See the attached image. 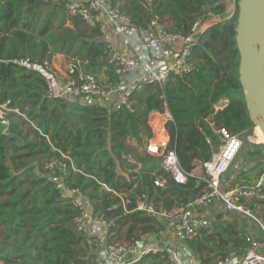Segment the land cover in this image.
Returning <instances> with one entry per match:
<instances>
[{
  "label": "trees",
  "instance_id": "trees-1",
  "mask_svg": "<svg viewBox=\"0 0 264 264\" xmlns=\"http://www.w3.org/2000/svg\"><path fill=\"white\" fill-rule=\"evenodd\" d=\"M59 1L0 0V101L9 100L20 111L11 115L7 129L0 125V264H94L88 240L75 228L77 209L56 187L54 177L62 174L61 168L56 166L54 174L46 169L51 159H63L61 152L70 153L77 169L67 160L66 185L80 188L96 213L113 220L114 233L121 234L124 227L126 239L133 241L156 231V224L162 226L157 218L135 210V195H173L165 200V211L195 198L204 183L197 185L193 172L218 151V129L248 136L255 128L240 81L238 12L223 18L231 0H153L172 30L187 32L210 11L215 19L200 34L192 73L171 76L163 88L147 85L132 95V109L113 112L98 104L47 99L45 79L19 63H43L62 54L80 60L89 71L107 66L100 30L69 16ZM145 1L108 0L142 25L149 19ZM224 98L229 105L216 109ZM166 106L173 117L166 124L168 147L176 151L189 180L179 185L166 176L168 183L160 188L139 165L152 159L156 166L146 148L154 135L149 118ZM246 151L252 160L259 154L255 147ZM237 156L248 157L244 150ZM175 200L177 206L170 209ZM240 238L219 235L220 249L241 246ZM191 243L210 264L212 258H204L207 246Z\"/></svg>",
  "mask_w": 264,
  "mask_h": 264
},
{
  "label": "built area",
  "instance_id": "built-area-1",
  "mask_svg": "<svg viewBox=\"0 0 264 264\" xmlns=\"http://www.w3.org/2000/svg\"><path fill=\"white\" fill-rule=\"evenodd\" d=\"M58 3L69 16L80 17L87 26L100 30L108 52L107 66L104 67L108 73L99 78L82 70L83 63L75 59L65 68L56 66L52 59L43 63L27 60L19 63L45 79L47 99L98 104L109 112L132 109V95L147 85L156 84L163 88L171 76L192 73L196 69L193 55L200 34L215 19L214 12L210 11L190 30L183 32L170 28L168 20L156 10L153 0H146L143 4L149 18L145 25L136 24L130 15L108 0H60ZM228 105L229 99L224 98L216 104V109ZM13 113L20 111L12 107L9 100L0 101V125L3 128H8ZM164 113L167 121L173 120L167 106ZM217 132L221 137L218 151L201 164V175L193 172L198 177L197 185L204 183L200 194L170 211L158 208L146 193L140 194L135 210L161 220L163 226L152 233H141L133 241L112 240L115 235L113 220L96 213L80 188L66 185L63 174L67 171V160L77 170L69 152H61L63 159L53 158L47 162L46 169L53 174L56 166L61 168L62 174L54 177L56 187L77 209L74 218L77 232L88 240L90 249L101 250L98 264H138L150 256H160L166 264H199L188 243L212 229L211 216L204 210L214 207L223 221L234 213L257 219L255 209L264 203V165L256 176L229 179L227 173L244 144V131L232 134L221 127ZM255 144L260 145L264 164V141ZM159 165L175 184L188 183L189 174L182 169L176 151L168 145L160 155ZM166 176L154 175V185L165 187L169 178ZM122 200L126 206L127 202ZM262 231V234L256 231L243 234L244 255L230 253L212 264H264V227Z\"/></svg>",
  "mask_w": 264,
  "mask_h": 264
},
{
  "label": "water",
  "instance_id": "water-1",
  "mask_svg": "<svg viewBox=\"0 0 264 264\" xmlns=\"http://www.w3.org/2000/svg\"><path fill=\"white\" fill-rule=\"evenodd\" d=\"M223 18L238 12L239 73L249 116L264 134V0H232Z\"/></svg>",
  "mask_w": 264,
  "mask_h": 264
},
{
  "label": "crops",
  "instance_id": "crops-1",
  "mask_svg": "<svg viewBox=\"0 0 264 264\" xmlns=\"http://www.w3.org/2000/svg\"><path fill=\"white\" fill-rule=\"evenodd\" d=\"M52 61L56 64V66L62 67V65H59V64H62V61H58L56 56H54L52 58ZM167 122L168 121H167V118H166V115H165L164 112H158V111L152 112L151 115H150V118H149V123H150L151 127L153 128L154 135L149 140V142L147 143L146 148H147V151L151 155H154V157H155L156 160H153V161L156 163V166L153 167L152 166V159H148L150 161H146V163L140 164L139 165V169L141 168V170H143V172L146 171V172L150 173L152 179H153V176L154 175H161L162 177H165L166 176V174L161 170L160 165H159V162H160V155L163 152V150L167 147V145L169 143V139H170L169 138V133H168L167 128H166ZM240 162H242V163H240ZM240 162L237 164V168H235V166H234L235 169H233L232 172H230V170L228 171L227 176H228L229 179L235 180L236 178H238V177H240L242 175H244V176H256L261 171V169L263 168V165H264L262 161H261V164L260 165H257L258 162L255 159L252 160V159H250L248 157H246V159L243 158L242 160H240ZM201 167H202L201 164H198L197 167H196V169H195V171H194V173L197 174V175H201L202 174ZM132 192L133 191H131L130 194H132ZM138 196L139 195H135L136 200H137ZM147 196H148V198L150 200L155 201L157 203V206L158 207H160L161 209H164V210H168L167 208L166 209L164 208L165 200L167 198H171V199L174 198L173 195H170L169 193H167L166 195L160 196L159 194H157V191H155L152 195H149L147 193ZM125 197H126L125 195L122 196V198L125 200V202L128 203L129 201L126 200ZM175 206H177V200H175V204L170 209L174 208ZM203 212L205 214L211 216L212 229L214 227V224H217L218 221L221 222V220H222L219 212L214 207L208 208V209L204 210ZM255 212L258 214V216L260 218V221L263 220L262 217L264 216V203L260 207L256 208L255 209ZM238 214L239 213L230 214L229 217H228V219L226 221H230L232 219L233 215L235 216V215H238ZM253 220L258 223L257 224L258 225V229L257 230H253V231H256V232H259L260 234H262L263 233L262 227H264V223H262V221L260 222L258 218L257 219H253ZM158 221L163 226V222L161 220H159V219H158ZM162 226H160L159 224H156L157 229L160 228V227H162ZM121 231H122L121 234H119V235H116L115 234L117 237L115 235L114 236L117 239H118L119 236H120V238L124 237V240H122V239L121 240L122 241H128L126 239V229L123 227V228H121ZM123 231H125V232L123 233ZM206 232H209V231H206ZM204 233L205 232H203L199 236V238L200 237L202 238V235ZM136 234H134V236ZM217 235L218 236L219 235L223 236L220 232ZM225 237H227V236H225ZM114 238L112 240L115 241ZM242 243H243L242 244V247H241L242 248V251L241 252H238V253L236 252V254H238L240 256L241 255H244L245 248H246V244H245L244 240H243ZM188 245L192 249V247H193L192 243H188ZM231 246L232 245H230V247ZM88 248H89V250L91 252V255H93V257H94V258H92L93 259V263L96 264V262H98L101 259L102 252H101L100 249L95 248V247H93V248L90 249V247L88 246ZM233 248H235V247H233ZM203 249H205L204 246H203ZM208 249L209 248L207 247V249H205L204 252H206ZM217 249L218 250H221L219 247ZM230 250H231L230 248H228L226 251L221 250V256H219L218 258H216L214 261H213V258L211 256H205V254H204V258H208V257L210 258L211 257L212 258V261L210 260L211 262H209V263L212 264L217 259H219L221 257H224V256H222L223 253H225V254L228 255V254L234 252V250H232V251H230ZM195 252L198 255V250H195ZM198 259H199L200 264H208L206 261H209V260H205L204 261L201 257H199ZM138 264H166V262L160 256H151V257H146L144 260H142Z\"/></svg>",
  "mask_w": 264,
  "mask_h": 264
},
{
  "label": "rangeland",
  "instance_id": "rangeland-1",
  "mask_svg": "<svg viewBox=\"0 0 264 264\" xmlns=\"http://www.w3.org/2000/svg\"><path fill=\"white\" fill-rule=\"evenodd\" d=\"M228 4H229V7L232 6L233 1L232 0L231 1H228ZM54 56L57 57V60L58 61H62V64H59V65H62V68H65L66 65H68L72 61L71 58H69L68 56L62 55V54L61 55L60 54H57V55H54ZM81 68L85 72H89V73L91 72V73H93L95 75H98L99 78L104 77V74L105 73H108V71L105 70L104 67L101 70H99L98 72H93L91 70L90 71L87 70L85 64H82ZM25 128L27 130H29L30 129V126H25ZM255 131H256V127L254 128L253 134L248 135V136L246 134L243 135L244 144H243L241 150H244L245 154L248 156L246 150L249 147H255V148H257L259 150L258 151L259 154L254 159L258 162L257 165H260L261 164V161L263 162V157H262V154H261V148L259 146H253V145H256L255 142L260 143L262 141L261 140H258L257 136H254ZM249 136H250V138H249ZM245 137H247V139H245ZM243 158L246 159L245 156H243L242 158H240V156H237L236 157V159L234 160V163L231 165V167L229 169L230 172H232L233 169L237 168V164ZM248 158H249V156H248ZM240 163H242V162H240ZM234 166H235V168H234ZM254 215L260 221V218H259V216H258V214L256 212H254ZM262 219L263 220H261V221H262V223H264V216L262 217ZM252 220L253 219H251L249 217H244L241 214H238V215H235V216L233 215V217H232V219L230 221H223V220H221V222L218 221L217 224H214L213 229H211L209 232H205L202 235V238L201 237L200 238L198 237L193 242L203 243L205 246H207L209 249L205 252V256H211L213 258V261H214L216 258H218L219 256H221V250H218L217 249L218 247L220 248V245H221V243L219 242V236L217 234L220 232L223 236H227V238H231L232 240H237V239L240 240L241 239L240 237L243 236L244 233L253 232V230H257L258 229V225H257L258 223L256 221H254V220L252 221ZM1 229L2 228H0V231H1ZM124 232L125 231H123V233ZM232 233H234V234H232ZM116 237L114 238L115 241H119V239H120V241L124 240V237L120 238V236H119L118 239ZM241 247H242V244H241V246H238V247H235V248L230 247V249H231L230 251L234 250L233 253L241 252L242 251V248ZM192 249L191 250H192V252H194V255H195L196 259H197V262L200 264L199 259H198L200 257V255L199 254L197 255V253L195 252V250H196L195 247H192ZM96 264H98V262H96Z\"/></svg>",
  "mask_w": 264,
  "mask_h": 264
},
{
  "label": "bare ground",
  "instance_id": "bare-ground-1",
  "mask_svg": "<svg viewBox=\"0 0 264 264\" xmlns=\"http://www.w3.org/2000/svg\"><path fill=\"white\" fill-rule=\"evenodd\" d=\"M257 138L258 140L264 141V134L260 131L259 128H257Z\"/></svg>",
  "mask_w": 264,
  "mask_h": 264
}]
</instances>
